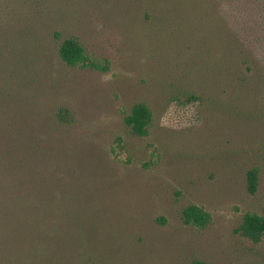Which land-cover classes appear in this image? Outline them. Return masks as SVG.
<instances>
[{"label":"rangeland","instance_id":"374dc122","mask_svg":"<svg viewBox=\"0 0 264 264\" xmlns=\"http://www.w3.org/2000/svg\"><path fill=\"white\" fill-rule=\"evenodd\" d=\"M27 2L0 0V197L14 199L10 182L32 176L29 143L43 147L31 139L30 115L67 108L75 122L53 148L34 152L42 170L32 183L51 176L56 195L85 198L87 237L103 264H264V238L255 243L239 231L246 214L264 217V31L256 32L264 0L251 14L258 47L238 84L208 73L214 65L220 75L230 70L239 51L234 0H190L186 17L164 24L147 15L153 0H76L69 35L108 60L109 72L68 67L57 57L61 41L47 43L48 55L31 47ZM215 80L222 86L212 96ZM192 91L201 98L190 100ZM138 103L154 114L147 137L125 123ZM253 169L255 194L247 180ZM193 205L211 214L208 227L185 224Z\"/></svg>","mask_w":264,"mask_h":264},{"label":"trees","instance_id":"16d2710c","mask_svg":"<svg viewBox=\"0 0 264 264\" xmlns=\"http://www.w3.org/2000/svg\"><path fill=\"white\" fill-rule=\"evenodd\" d=\"M153 1L155 8L147 12V15L163 20L161 22L163 24L168 17H186L184 9L190 3V0ZM234 1L237 2V11L233 17L237 18L232 22L235 26H232L235 29H233L234 34L237 35L234 42L239 51L232 58L233 65L230 70L224 66L225 70L220 75L219 65H214L208 73L222 78H228L230 75L234 83L238 84L246 82L245 73L240 67L248 64L247 58L250 57L251 48L258 47L250 33L251 29H256L259 21L251 14H254L256 9L259 10L260 3L259 0ZM75 2L76 0H28L25 30L28 32L29 43L31 47L40 49L41 55L43 52L48 55L50 51L47 43L61 41L56 49L57 57L68 67L109 72L111 66L108 60L94 58L73 34L69 35L71 23L66 17H71L79 11L73 4ZM259 31H264V27L256 30ZM242 54L244 56H241ZM45 67H49V64L47 63ZM210 86L209 95L216 96L222 85L220 81L215 80ZM200 98V91L191 92L190 100ZM37 109L39 113L31 114L29 119L31 139L38 136L43 147L48 145L49 148H53L50 141L53 139L56 142L61 129L75 122V116L67 108H59L48 113L41 112V108ZM153 119V111L146 103L136 104L125 115L128 129L137 137L149 135ZM45 131L47 132L44 133ZM43 147L35 142L29 143V148L33 149V152L29 151L26 162L32 176L27 178L24 174L10 182L16 190L15 198L19 193L18 197L11 200L0 197V236H2L0 264H103L98 255L100 252H94L96 249L87 237L89 233L86 228L89 227L91 215L86 210L85 198L78 192L67 200L56 195L54 192L56 180L51 176L44 177L41 183L38 181L32 183L34 178L41 175V171L38 173L37 170L39 168L42 170L34 152ZM26 162L21 166L24 173ZM247 180L249 192L255 194L259 186V171L257 169L249 171ZM27 186L32 190L27 194H21L22 191H27L24 190ZM59 199L65 201V204H60ZM65 206L68 211L59 210V208L65 209ZM183 220L186 225L201 229L208 227L213 221L210 213L196 205L184 211ZM5 221L8 223L6 228ZM239 231L255 243L261 242L264 238V217L255 213L246 214ZM104 257L102 255L103 259Z\"/></svg>","mask_w":264,"mask_h":264}]
</instances>
